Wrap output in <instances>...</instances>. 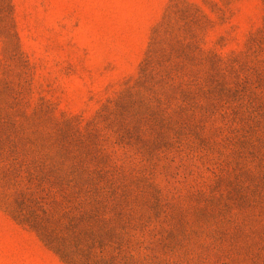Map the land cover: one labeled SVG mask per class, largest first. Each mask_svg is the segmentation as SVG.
Segmentation results:
<instances>
[{
	"label": "rangeland",
	"instance_id": "obj_1",
	"mask_svg": "<svg viewBox=\"0 0 264 264\" xmlns=\"http://www.w3.org/2000/svg\"><path fill=\"white\" fill-rule=\"evenodd\" d=\"M0 264H264V0H0Z\"/></svg>",
	"mask_w": 264,
	"mask_h": 264
}]
</instances>
